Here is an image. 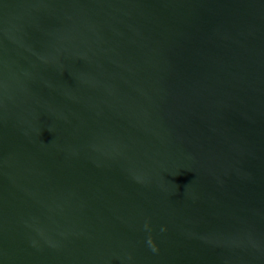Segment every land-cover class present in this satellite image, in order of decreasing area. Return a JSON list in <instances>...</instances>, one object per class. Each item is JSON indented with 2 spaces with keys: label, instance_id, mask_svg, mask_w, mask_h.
I'll list each match as a JSON object with an SVG mask.
<instances>
[{
  "label": "water",
  "instance_id": "95a60500",
  "mask_svg": "<svg viewBox=\"0 0 264 264\" xmlns=\"http://www.w3.org/2000/svg\"><path fill=\"white\" fill-rule=\"evenodd\" d=\"M0 264H264V0H0Z\"/></svg>",
  "mask_w": 264,
  "mask_h": 264
},
{
  "label": "clouds",
  "instance_id": "9594fccd",
  "mask_svg": "<svg viewBox=\"0 0 264 264\" xmlns=\"http://www.w3.org/2000/svg\"><path fill=\"white\" fill-rule=\"evenodd\" d=\"M146 227H147V225H146ZM149 244L151 245V247H152V250L153 251H157V248H156V246H155V244H154V242L151 240V239H149Z\"/></svg>",
  "mask_w": 264,
  "mask_h": 264
}]
</instances>
